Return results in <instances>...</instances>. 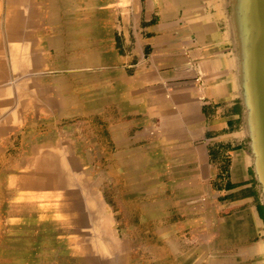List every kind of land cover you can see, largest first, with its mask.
<instances>
[{
	"label": "crops",
	"instance_id": "0c3cea01",
	"mask_svg": "<svg viewBox=\"0 0 264 264\" xmlns=\"http://www.w3.org/2000/svg\"><path fill=\"white\" fill-rule=\"evenodd\" d=\"M96 1L15 0L21 21L5 38L9 48L31 47L23 54L37 64L10 75L17 84L31 78L28 81H38L47 89L58 85L62 92L54 96L71 98L51 107L44 101L40 108L34 102L22 106L15 83L5 100L0 96V129L5 128L6 134L17 128L29 130L23 149L27 158L33 146L34 153L43 150L46 138L50 144L45 148L78 152L86 161L88 175L95 178L92 161H109L122 152H136L132 158L142 161L137 174L148 161L156 169L159 160H165L167 189L173 195L168 222L183 224L178 230L201 240L214 231L213 237L224 239L225 226H229L226 238L235 241V264H264V216L240 131V107L225 67L227 45L221 23L203 0ZM60 10L70 13L65 24ZM32 15L33 22L28 24ZM98 90L104 92L101 102H97ZM9 112L13 116L5 119ZM1 136L0 147L8 149L10 140ZM106 173L111 177L109 170ZM152 181L159 186L158 169L152 172ZM100 183L99 179L96 192L108 213L110 235L120 239L113 206ZM8 190L16 191L12 203L19 189ZM62 206L46 207V215L53 216L42 219L54 225L51 233H19L26 251L0 246V264H65L61 243L69 238V219L77 214L72 209L69 216ZM158 208L156 203L159 213ZM85 214L94 219L88 207ZM12 218H7L9 227ZM12 236L11 231L6 233L8 244ZM42 236L53 247L45 249L31 242ZM68 248L66 254L81 256L79 250Z\"/></svg>",
	"mask_w": 264,
	"mask_h": 264
},
{
	"label": "rangeland",
	"instance_id": "374dc122",
	"mask_svg": "<svg viewBox=\"0 0 264 264\" xmlns=\"http://www.w3.org/2000/svg\"><path fill=\"white\" fill-rule=\"evenodd\" d=\"M7 1L11 0H0V21H2L0 25V39L2 41L6 40L4 30L6 26L5 14L7 11ZM96 3H98V0L96 1ZM58 14L59 16H63L62 24L66 23L64 19L70 17L69 12H64L63 14L62 11L60 13L58 11ZM54 15H56V12H54ZM60 43V41H57V44ZM1 47L2 53H4V61L6 59L5 63L7 65H5L6 67L11 68L8 47ZM98 49L100 50V48ZM97 62H99L98 59ZM10 71L13 75L12 70ZM8 75L9 77H2L3 80H0L2 88L1 92H3V94L1 95V99H4V97L8 93L9 88L12 87V84L14 86L17 81L13 79L12 75ZM97 97H99L97 98V102H101V100H103V90H98ZM8 116L9 113L6 114L5 119H7ZM4 129H0V131H2L0 132V136L2 135L1 137H3L4 141L10 140V146L8 149L5 146H3V148L0 147V246L2 248H6V246L11 243L10 241V243L8 244V239L6 237V233L11 231V228L7 224V218L9 216H12L15 211L19 212V209L16 208L17 206H14L10 201L11 197L16 194V191L10 192L8 190V188L11 187V175L13 172L15 174H18L17 171L19 169L16 168H26L34 161L32 160V157H24L23 151L26 146L25 142L27 138V132H29V130H26L25 128H17L16 131H12L11 134H6V129ZM135 153L136 152H122L118 158H112L109 161L102 159L92 161V164H94L93 166H95L96 169L93 174H97L98 178L101 180L99 188L101 190H103L104 188L106 189V198L108 199V202L113 206V222L115 221L114 226L116 227L115 231L117 230L116 232H119V235L121 236L120 239H116L115 236L112 237V239L118 245L115 251L118 254L120 253L121 255H123L126 250L128 252L127 262L122 256L120 258L121 263L235 264V255L232 254V252L235 251V241L226 238L227 236H230L229 226H225L223 232L225 236L224 239L218 238V236L213 237V235H215L216 233V231H214V233L211 235L209 233L210 236L207 240H201L196 237L197 235L194 236L190 232L186 234L185 232H181V230H178L184 227L183 224L175 225L173 222H168V204L173 203V195L167 189V181L169 180V177L167 174L166 161L159 160V166L156 168L160 172V184L159 186H157L152 181V172L156 170L151 165L153 161H148L144 165L143 172L141 173L139 170L137 174V167L141 166L142 161L139 159H135L134 161L132 157L135 155ZM149 154L151 155L152 152ZM37 155L38 157L35 156V159L38 160L39 154ZM107 170L110 171L111 177H109L106 173ZM96 178L91 177V181L93 184L92 187H94L95 189L93 203L103 204L96 192L97 182L99 181V179ZM141 178L144 179V183H139V179ZM109 179H111V185L109 184ZM38 196H40V198ZM35 198L36 200L42 199V196L40 193H38L35 195ZM33 202H35V199L33 200ZM156 203H159V213L157 209H155ZM26 209L28 211V216L31 217H36L38 212H40V216H47L46 212L49 211L47 208L38 205V200L36 203H33L31 207H27ZM224 211L225 209L223 210V214L221 213V215L223 216L225 213H227L226 211ZM261 212L264 216V210L262 206ZM43 221L39 222L37 220L36 222L29 223L28 229L25 231V234H27L28 232L36 233L39 231L41 233H51V231L54 230V225L51 226L52 224H47ZM100 222L102 223V221ZM101 226H103V224ZM213 229L215 230V225L213 226ZM188 231L190 230L188 229ZM17 233H19V231ZM107 233L108 232H105V234ZM26 241L29 242V239H26ZM90 241L93 243V240ZM31 242H34V245L37 243L41 248L45 249L53 247L54 245L50 239H46L43 236L41 239L33 238ZM63 243V247L65 249V264H77L81 263V260L82 264H92L91 261H84L82 255L80 257H77L66 254L69 245H67L66 240ZM20 245L24 246L23 248L25 249L28 248L24 241H20Z\"/></svg>",
	"mask_w": 264,
	"mask_h": 264
},
{
	"label": "bare ground",
	"instance_id": "6f19581e",
	"mask_svg": "<svg viewBox=\"0 0 264 264\" xmlns=\"http://www.w3.org/2000/svg\"><path fill=\"white\" fill-rule=\"evenodd\" d=\"M6 7H7L6 8L7 11L5 14L6 15V20H5L6 26L4 25L5 30H6V31L4 30L5 34L7 33L9 29H11L12 26L15 27L16 25H19L21 21V12L15 9L16 8L15 0L7 1ZM33 17L35 16L32 15L31 19H28L29 20L28 24L29 22H33ZM1 23L2 21H0V25ZM0 29H1V26H0ZM12 34L13 32H11V39H13ZM5 39H6L5 41H2L0 39V80H3L2 77L4 78L8 77L9 76L8 74H11L10 70L16 73L21 72L23 70H29V67L34 62L33 60H31L32 58L30 57L29 54H26V53L23 54V52L26 50L30 51L31 47L27 48L25 45L23 47L22 44L21 45L18 44V46L16 47L10 45V48H9V44H10L9 39L8 40L7 38ZM1 46L8 47L9 57L11 61V68L6 67L7 65L5 63L6 59L4 61L3 59L4 53H2ZM16 77H18V75ZM28 80L23 79L20 82H18V84L16 83L17 84V86L15 85L16 87L14 86L15 87L14 89L17 90L19 96L21 97L19 103L22 106L26 103L29 104V102H34L36 103L37 107L40 108V106L43 105L42 103L44 101L45 103L47 102V104L51 107L57 104V102H59L60 100H66V99L71 98L70 95H61L60 96L61 98L57 99V96H54V95L62 92L61 88L60 89L58 88V85H55L52 89H47L41 86L42 84H40L38 81L34 83L33 80L32 82ZM1 89L2 88L0 84V96L3 94V92H1ZM10 89L11 88H9V90ZM97 95H98V91H97ZM9 115H10V112H9ZM11 115L8 116L7 118L11 119ZM16 116L17 115H15L13 118H15ZM4 124L6 123H3V125ZM44 142L46 143L42 145L43 150L40 153L33 152L34 146L32 147L31 153H28V158L32 157V160H34L33 163L26 168H22V167L16 168V169H19L17 171L18 174H15L13 172L11 175V180H10L11 187H16L17 189H19L18 196L14 198L12 203L14 206H17L16 208L19 209V212L15 211V213L12 215L13 220L11 221L12 223H11L10 228H11V233H13L14 236H12L13 238H11V243L8 246L5 245L6 248L12 249L18 252L27 250L23 248L24 246L20 245V241H22V239L18 235L19 233H25V231L28 229L29 223L36 222L37 220L39 222L43 221L42 218H44L45 215L40 216V212H38L36 217H31V216H28V211L26 209L27 207H31L33 203H36L38 200V205L43 206L44 208H46L49 204L59 205L63 203L62 207H64V210L68 212L69 216L72 215V209L74 210V212H76L77 217L74 220L69 219L71 233H69L70 236L66 242L68 243L69 246L81 252V255L84 261H89V262L91 261L92 264H122L120 261V258L123 256L125 261L127 262L128 260L127 250L124 252L123 255H121L120 253L118 254L115 251L118 245L112 239V236L110 235L111 232L108 229L109 221H108L107 210H105V207L102 203H93V196L95 193V189L94 187H92L93 184L91 181V175H88L86 165L84 167L85 163L81 159L82 155H80L81 157H79L78 152L74 150L72 151L69 148H66L62 150L61 153H58L57 151H53L49 148H45L49 146L50 144L48 138H46ZM28 152H29V148H28ZM37 154H39L38 160L35 159V156L38 157ZM83 158H84V155H83ZM38 193H40L41 196L43 195L44 197L42 199L36 200L35 195ZM47 196L53 197V198L48 201L46 198ZM55 196L60 197V198L56 200ZM38 197L40 198V196ZM34 199H35V202H33ZM87 207L88 209L91 210L92 214L94 215L93 216L94 219H92L93 221L88 218L87 214H85V210ZM50 216H53V215H50ZM100 221H102V223ZM43 222L47 224L48 223L52 224L51 222H48V221H43ZM100 224L101 225L103 224V226H101ZM86 230H89V231L87 232ZM18 231L19 233H17ZM83 232H87L88 234L91 233L92 234L91 239L87 237L88 236L87 233H83ZM105 232H108V233L105 234ZM61 236L63 235L61 234ZM90 240H93V243H92L93 247H92ZM62 244L64 243H61V245ZM93 252L95 253L94 255L91 254ZM12 258H14V256Z\"/></svg>",
	"mask_w": 264,
	"mask_h": 264
},
{
	"label": "water",
	"instance_id": "95a60500",
	"mask_svg": "<svg viewBox=\"0 0 264 264\" xmlns=\"http://www.w3.org/2000/svg\"><path fill=\"white\" fill-rule=\"evenodd\" d=\"M203 1L222 25L225 67L240 107V131L257 200L264 210V0Z\"/></svg>",
	"mask_w": 264,
	"mask_h": 264
}]
</instances>
